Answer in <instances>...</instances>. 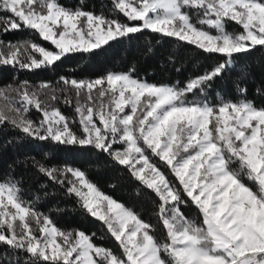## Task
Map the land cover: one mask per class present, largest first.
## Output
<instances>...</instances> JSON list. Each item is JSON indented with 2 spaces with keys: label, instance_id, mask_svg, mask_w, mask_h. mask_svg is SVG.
<instances>
[{
  "label": "snow or ice",
  "instance_id": "6c2138e0",
  "mask_svg": "<svg viewBox=\"0 0 264 264\" xmlns=\"http://www.w3.org/2000/svg\"><path fill=\"white\" fill-rule=\"evenodd\" d=\"M112 10L115 15L106 18L59 0H0V68L47 69L69 54L91 53L145 30L224 60L182 87L142 81L134 69L93 81L62 77L66 87L59 92L74 91L78 119L52 107L61 97L47 83L6 84L0 87V128L107 153L156 197L167 242H158L154 226L133 210L100 193L82 170L37 161L40 173L66 185L103 222L117 249L94 243V234L54 226L23 200L14 179L0 181V243L29 254L32 264H264V108L247 100L186 99L203 95L234 54L264 46V0H112ZM229 21L242 31H226ZM22 30H34L54 50L2 38ZM63 103L72 106L67 96ZM30 110L41 119L27 118ZM71 124L79 125V134ZM188 204L200 214L199 223L183 212Z\"/></svg>",
  "mask_w": 264,
  "mask_h": 264
},
{
  "label": "trees",
  "instance_id": "16d2710c",
  "mask_svg": "<svg viewBox=\"0 0 264 264\" xmlns=\"http://www.w3.org/2000/svg\"><path fill=\"white\" fill-rule=\"evenodd\" d=\"M59 2L69 9L89 11L106 18L115 15L112 0ZM118 18L124 20L122 15ZM226 29L231 33L242 31L233 22H228ZM2 38L13 42L28 41L53 50V46L43 41L34 30H22ZM223 60L221 55L208 54L174 37L145 30L110 41L91 53L69 54L47 69L16 72L12 68H0V87L27 80L33 87L47 83L59 92L64 87L62 77L91 81L105 77L108 73H125L129 69H134V77L142 81L182 87ZM241 89H247L246 95H241ZM63 98L58 100L60 111L70 119H78L74 111V99L71 98L72 106H68L63 103ZM205 98L210 104H218L221 100H247L252 101L257 108H264V46L257 45L248 52L234 54L230 66L203 95L186 96L189 101H203ZM27 118L37 122L41 119V113L30 110ZM72 127L79 134V125L72 124ZM37 161L52 168L72 167L82 170L87 180L101 193L122 203L153 225L158 242H167L166 230L156 215V197L107 153L91 146L39 141L10 125L0 128V181L14 179L18 182L23 200L49 217L60 230L94 234V243L116 250L117 242L107 233L103 222L88 214L80 206L79 198L68 193L66 185L57 184L40 173L35 166ZM162 170L167 174V169ZM182 210L189 219L200 222V214L191 204ZM0 260L4 264H17L18 261L19 264H32L29 254L22 250L13 251L2 243Z\"/></svg>",
  "mask_w": 264,
  "mask_h": 264
},
{
  "label": "rangeland",
  "instance_id": "374dc122",
  "mask_svg": "<svg viewBox=\"0 0 264 264\" xmlns=\"http://www.w3.org/2000/svg\"><path fill=\"white\" fill-rule=\"evenodd\" d=\"M192 19H193V21H195L196 20V17H195V15H193L192 16ZM229 22H231V21H229ZM136 23H139V22H136ZM228 23V22H227ZM234 23V22H233ZM212 31V33L213 34H216L215 33V30H211ZM226 31H227V29H226ZM229 33H231V32H229ZM49 43V42H48ZM53 50H54V48H53ZM38 55V54H37ZM91 81H93V80H91ZM64 87H66L65 85H64ZM35 88V87H34ZM49 90H47V89H44V90H42L41 91V96L43 97V95H44V93H46V92H48ZM61 93V92H60ZM58 91H57V94L60 96V97H65V96H67V97H69V98H72V99H74V101H75V103H76V97H75V93H74V91H69V92H67V93H61L60 94ZM105 99H107V97H105ZM80 100H81V102H83V100H84V97L83 96H81L80 97ZM76 105V104H75ZM52 107H55V108H58L59 109V104H58V101H56V102H54L53 104H52ZM60 110V109H59ZM126 111H127V109H126ZM62 113V112H61ZM63 114V113H62ZM67 117V116H66ZM69 118V117H68ZM71 127H72V124L70 125ZM73 128V127H72ZM115 147H122V146H119V145H116ZM69 176H70V174H69ZM87 179V178H86ZM94 185V184H93ZM95 186V185H94ZM95 188L97 189V187L95 186ZM98 190V189H97ZM85 191H87L86 189H85ZM99 191V190H98ZM100 192V191H99ZM101 193V192H100ZM103 194V193H102ZM26 220H28L29 222H31V224H32V227L34 228V229H36L37 228V226L35 225V223L34 222H32V219H31V217H27L26 218ZM17 223H19V221H17ZM38 234V233H37Z\"/></svg>",
  "mask_w": 264,
  "mask_h": 264
}]
</instances>
